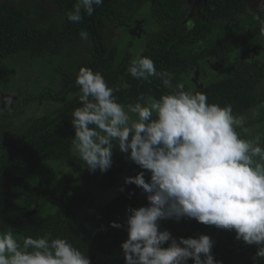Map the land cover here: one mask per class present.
<instances>
[{
  "label": "trees",
  "instance_id": "trees-1",
  "mask_svg": "<svg viewBox=\"0 0 264 264\" xmlns=\"http://www.w3.org/2000/svg\"><path fill=\"white\" fill-rule=\"evenodd\" d=\"M76 2L10 0L0 7V106L1 87L13 76L6 60L26 55L29 64L22 69L25 75L32 69L31 60H44L55 69L54 75L46 76L44 90L26 93L25 99L16 103L11 117H28L26 125L13 137L0 140V231L10 226L24 236L64 237L90 256L108 244L122 251L120 245L127 239V208L148 202L134 184L108 199L119 177H134L142 171L118 150L113 155V167L104 174L99 170L90 173L71 152L75 135L72 112L80 106L75 95L79 92L75 83L79 69L89 67L100 72L110 87L127 84L116 93L120 103H135L141 94L159 99L168 91L160 80L137 81L126 72L135 53L143 49L142 54L155 61L157 70L172 74L173 86L183 83L186 88L203 91L209 103L221 107L231 104L234 115L248 114L244 121L248 132L237 131L241 138L251 139L264 134V111L252 117L254 110L264 105V46L250 58L244 57V50L254 41L262 46L264 36L252 15L260 4L254 0H207L201 17L191 23L187 9L191 0H104L92 16L84 14L81 22L72 23L67 13ZM47 4L60 12L61 24L35 26V16L49 15L39 11ZM85 30L89 33L86 41L80 37ZM214 59L227 61L225 73L203 83L198 68L204 60ZM33 101L38 106L50 104L51 108L35 118L26 116L29 110L25 106ZM47 162L59 166L43 176L39 185L32 186L31 176ZM148 179L150 174L146 173ZM130 193L134 195L130 197ZM182 221L185 224L180 233L184 238H198L200 234L212 238V254L222 264H254L256 246L236 240L234 231L190 219ZM112 222L124 227L112 228ZM112 260L116 264L120 257ZM103 261L100 257L96 263ZM188 264L194 262L189 260ZM256 264H264V260Z\"/></svg>",
  "mask_w": 264,
  "mask_h": 264
},
{
  "label": "clouds",
  "instance_id": "clouds-1",
  "mask_svg": "<svg viewBox=\"0 0 264 264\" xmlns=\"http://www.w3.org/2000/svg\"><path fill=\"white\" fill-rule=\"evenodd\" d=\"M103 3L77 0L67 19L79 23ZM252 15L264 36V2ZM88 36L86 30L80 32L82 40ZM143 51L130 60L127 74L137 81L160 80L166 94L159 99L141 94L135 103L123 104L116 93L127 84L110 87L100 72L81 67L75 81L80 106L71 120V152L90 173H107L116 150L142 169L125 178L126 185L142 189L148 202L126 210L127 239L120 245L125 264H222L212 254L209 235L177 239L161 230L162 221L183 219L234 231L236 240L256 246L254 264L264 260V134L241 138L237 129L248 132L245 118L234 115L231 104L221 107L209 103L203 91L183 83L173 86L172 74L157 70ZM110 226L124 227L116 222ZM0 264L92 262L67 238L24 236L9 226L0 231Z\"/></svg>",
  "mask_w": 264,
  "mask_h": 264
},
{
  "label": "rangeland",
  "instance_id": "rangeland-1",
  "mask_svg": "<svg viewBox=\"0 0 264 264\" xmlns=\"http://www.w3.org/2000/svg\"><path fill=\"white\" fill-rule=\"evenodd\" d=\"M42 11V13L49 12V15L42 16L43 14H38L34 17V25H51V24H57L60 25L62 22V16L60 12L57 10V8L53 5H48L44 9L41 7L39 8V11ZM41 63H39V62ZM31 60L32 63V69L25 75L22 69H24L25 65L29 64V59L26 55H20L17 57H13L11 59L6 60L5 65L9 69H11V74L13 75L9 79H7V83H4L2 85V97L1 102L3 103V106L1 107L0 112V140L1 139H8L10 137H13L15 134H17L21 128H23L27 121L29 120L26 116H32L37 117L41 114H45L49 111L50 104H45L43 106H38L37 101H33L27 106H25V110H29L28 114L24 117L26 118H20L16 119L11 117L12 113H14V107L16 103H18L19 99L21 101L25 99L26 93H36L38 91L44 90L48 85V78L46 76L54 75L55 69L54 64H48L44 60ZM223 61V60H221ZM42 62H45L44 64ZM215 62L207 64L208 68H210V72L207 73L202 71H199L198 78L203 83L208 81H213L219 78L214 77L217 72L220 74V70L217 71L215 68ZM227 63V61H226ZM226 66V64H225ZM29 67V66H28ZM8 69V70H9ZM206 69V68H205ZM219 69V68H218ZM223 69V74H224ZM211 76V77H210ZM55 77V76H54ZM206 77V78H205ZM208 77V78H207ZM8 84V85H7ZM15 86V87H14ZM53 88V86H52ZM1 92V91H0ZM11 99V103H7V99ZM20 102V101H19ZM255 114L252 115V117H258L262 111H264V106H259L255 109ZM245 119L249 118V115L247 114L244 116ZM255 130H251V133H253ZM59 164L57 162H47L44 163L41 166L40 172L36 175H32L30 178V182L32 186H37L42 181L43 176L46 174L53 172L52 170L57 167ZM50 171V172H49ZM127 176L124 174L121 177H119V180L117 184L114 186V188L107 194L108 199L118 196L120 194L121 188L125 189V178ZM33 183H35L33 185ZM185 223L181 220L179 222L174 220L169 221H162L161 222V230H168L171 232V234L179 239L180 237H184V235H181L180 232H183L184 228L183 225ZM167 247V245H165ZM122 251H116V249L111 245H105L104 247L95 249L89 258L91 259L92 264H97V259L104 258V261L102 264H115L112 259H117L120 257V260L123 264H125L124 256H122L120 253ZM123 254V253H122ZM118 261L116 264H119ZM95 262V263H94Z\"/></svg>",
  "mask_w": 264,
  "mask_h": 264
},
{
  "label": "flooded vegetation",
  "instance_id": "flooded-vegetation-1",
  "mask_svg": "<svg viewBox=\"0 0 264 264\" xmlns=\"http://www.w3.org/2000/svg\"><path fill=\"white\" fill-rule=\"evenodd\" d=\"M206 3H207V0H191V2L188 3V8H187L188 9V14H189L188 18L191 17V22L195 21L196 19H199L201 17V15L203 14L204 8L206 6ZM48 5L49 4H47V6ZM143 15L144 14H142L141 17ZM141 17H139V18L142 19ZM145 38L147 39L148 35ZM206 61L207 60H204L202 62L203 65L201 66V68H198V74H199V71H202V70L204 72H206V73H207V71H208V73L210 72V68H208V66L204 64V62H206ZM210 62H215L214 63L215 64V68L217 69V71L220 70V74L217 72L216 74H214L215 75L214 77H218L219 75L220 76L223 75V62L221 63V60H219V59L210 60Z\"/></svg>",
  "mask_w": 264,
  "mask_h": 264
},
{
  "label": "water",
  "instance_id": "water-1",
  "mask_svg": "<svg viewBox=\"0 0 264 264\" xmlns=\"http://www.w3.org/2000/svg\"><path fill=\"white\" fill-rule=\"evenodd\" d=\"M10 0H2L0 2V7L2 5H4L6 2H8ZM254 1H257V2H264V0H254ZM188 23H191V17L188 19ZM137 26H135L136 28ZM260 43L262 44V46H259V41H254L250 46H248L245 50H244V57L246 58H250L252 56H255L257 55L258 51L262 49V47L264 46V40L263 41H260ZM223 62V69H224V66L226 64V60L224 59L223 61H221V63ZM210 63V60H207L206 62H204V64H209ZM35 211L32 212V214L34 213ZM31 214V215H32Z\"/></svg>",
  "mask_w": 264,
  "mask_h": 264
}]
</instances>
